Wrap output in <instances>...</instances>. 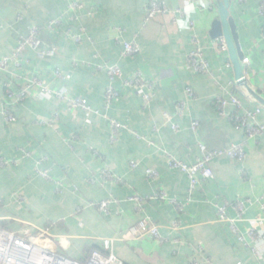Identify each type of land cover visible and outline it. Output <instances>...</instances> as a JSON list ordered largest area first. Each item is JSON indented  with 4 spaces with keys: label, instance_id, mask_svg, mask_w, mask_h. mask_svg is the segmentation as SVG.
I'll use <instances>...</instances> for the list:
<instances>
[{
    "label": "crops",
    "instance_id": "0c3cea01",
    "mask_svg": "<svg viewBox=\"0 0 264 264\" xmlns=\"http://www.w3.org/2000/svg\"><path fill=\"white\" fill-rule=\"evenodd\" d=\"M71 1L84 9L71 12L66 0H0V60L10 56L19 38L34 26L42 42L57 52L42 59L28 48L21 66L11 64L8 71H0V159L9 163L0 166V228L24 237L26 230H44L53 250L79 263L99 251L122 264H264V244L251 235L252 230L264 235L258 202L264 195V136L244 144L243 162L227 156L213 160V178L200 181L191 196L187 174L171 169L166 155L192 165L202 156L201 145L209 151L225 150L247 139L246 131L236 129L216 108L217 97L228 98L230 84L236 82L228 52L219 53L211 36L220 17L218 0H196L197 13L187 30H179L177 15L170 13L182 10L184 0H157L169 13L148 24L149 0ZM229 1L246 60L245 76L264 98V0ZM54 20L60 25L50 28ZM75 35L82 36L81 42ZM195 40L216 79L188 65ZM125 42L137 44L140 52L124 58ZM105 65H117L124 73L115 84L120 98L108 111L109 81L98 70ZM58 70L62 79L56 76ZM138 74L156 87L149 104L140 91L125 84ZM33 78L69 98L87 100L126 129L112 141L109 121L93 115L92 124L86 125L87 114L70 110L65 100L43 98L38 87L22 102L8 98V86L19 93ZM187 88L198 100L189 102L179 116L177 104L185 100ZM236 89L245 108H262L257 121L264 125V105L245 88ZM4 110H10L13 123L6 121ZM237 112L229 108L231 115ZM165 113L171 115L170 122ZM149 170L157 172L156 179L148 176ZM160 192L167 200L148 199ZM135 196L146 198L141 210L130 200ZM173 200L185 204L182 212ZM244 200L251 203L243 212L232 206ZM107 201V212L100 211L99 204ZM220 207L235 221L234 229L219 221ZM142 220L160 228V240L131 234V227ZM106 240L112 241L109 250L104 249Z\"/></svg>",
    "mask_w": 264,
    "mask_h": 264
},
{
    "label": "built area",
    "instance_id": "2783aa9c",
    "mask_svg": "<svg viewBox=\"0 0 264 264\" xmlns=\"http://www.w3.org/2000/svg\"><path fill=\"white\" fill-rule=\"evenodd\" d=\"M66 1L68 2L69 10L71 12L74 13L80 12L84 9V6L80 3L72 2L71 0H66ZM146 9H147V16L145 19L146 24L154 20L158 15L169 13V10L157 0H149ZM170 13H172L173 15L182 14V10L177 9ZM261 13L262 15H264V3L262 4ZM57 25H60V21L54 20L50 22V28H53ZM81 37H82L81 35L73 36L76 42H81ZM216 40H217L216 50L219 53H226L227 46L225 41L223 39H216ZM195 43L197 47L188 55L187 58L188 65L196 73L208 76L212 79H216L214 72L211 70L209 63L205 59V55L202 48L199 46V42L195 40ZM123 47L124 49L122 52V56L124 58L135 56L140 52L139 46L135 43L125 42ZM28 48L35 50L37 55L42 59L52 58L56 56L57 53L54 48H48L42 42L40 37V29L39 27L34 26L29 30L27 35L19 38L15 51L10 56H6L5 58L0 60V71L3 72L8 71V68L11 64H15L16 66H21L22 56ZM245 61L246 60H244V62ZM74 65L76 66L77 63H74ZM98 70L104 71L107 74V78L109 81V84L105 90V109L106 111H108L120 98V93L115 88V84L117 81L123 79L124 73L122 68L117 65L99 66ZM56 76L61 79L63 78L62 73L59 70L56 72ZM125 84L130 87H133L137 91H140L143 94V98L145 102H147V104L151 103L155 97L156 87L154 83L146 81L139 74L131 81L125 80ZM230 85L232 90L230 92H227L228 98L217 97L215 102L216 108L221 116L229 118L234 122L236 129L238 130L244 129L246 131L247 134L246 141L242 144L233 145L228 149L217 150V151H209L206 148V146L201 145L200 148H201L202 156L197 160L196 163L192 165H188L179 160H176L169 153L165 152L166 155L168 156L169 167L171 169H179L185 174H187L190 181V188L188 190L190 196L196 190L200 181H205L213 178L214 173L211 168V163L213 162V160L219 157L227 156L232 159L243 162L247 156L244 149V144L250 142H256L261 136H264V125L260 124L257 121L258 116L262 113V108L257 107L254 111L245 108L240 96H238L236 93L237 91L236 88H240V86L237 84V82H231ZM34 87H38L41 89V96L43 98L51 99L55 97L61 100H65L68 103L70 110L73 111L80 110L85 114H87L88 118L85 119L86 125L92 124L91 116L93 115L100 116L103 119L109 121L112 127V133H111L112 141H116L120 132L126 129L125 125L121 124L116 120L109 118L106 113L102 114L100 111L95 110L92 106H90L87 100L83 98H69L66 95V92H64L63 90H52L49 87L45 86V83L40 78H33L31 80H28L26 87L19 93L15 92L14 90H10L8 86V98L11 101L22 102L28 97L30 90ZM185 96H186L185 100L180 101L177 104L176 110H177V115L179 116L185 114L189 102L198 100L197 95L191 88H187L185 90ZM248 96L252 97L249 93ZM230 107L236 108V110L238 112H242V114H239L237 112L236 114L231 115L229 113ZM3 115L6 117V121L8 123H13L15 121V118L13 117L12 113L9 110H4ZM164 117L168 122L172 120L171 115H169L168 113H165ZM198 128H199V123L197 121L193 122L192 130L196 132ZM174 130L179 131V127L174 126ZM72 140H75V137H73L70 141H68L70 145ZM8 164H9L8 162L0 159L1 167L8 166ZM135 166H136L135 164L132 165V167ZM39 174L44 178H49V175L47 174L46 171L43 172L39 170ZM147 174L151 178L154 179L157 178L156 171L149 170ZM106 176L108 179L109 178L113 179V175L110 172H107ZM148 199L162 200V201L167 200L166 194L164 192H160L158 194L150 196ZM130 200L136 202L138 205V209L141 210L146 198L135 196ZM188 201H191L190 198H188ZM258 202L261 204L264 214V195L261 197V199ZM173 203L177 206L179 211L181 212L183 211L185 206L184 203L178 200H173ZM250 203H251L250 200L236 201L232 204V206L236 210L243 212L245 210V206ZM109 205H110V201L103 202L99 204L98 208L100 211L107 212ZM218 215L220 222L228 223L230 224L231 228L234 229L235 221L232 220L227 215L226 207H220L218 209ZM130 231L131 234L135 236L140 234L141 237L149 236L152 239H156V240L161 239L160 228L155 224L151 223L149 220L140 221L136 225L132 226ZM253 231L254 230H252L251 235L256 240V242L258 243L262 242L264 244V235ZM46 234L47 233L42 230H37L36 232L28 231L26 234L27 237H21L13 232L0 229V264H19L21 258H23L25 261L26 256L28 255V250H26L27 247L34 246V243H37L39 241H41L42 244L46 243L47 245H49V247L44 245L46 248H41V254H39L40 257L43 258L49 257V259H55L54 260L55 262H53V264H70V263H65L67 261V258H65L60 254H57L50 247L52 242L49 239L48 235ZM238 237L242 242L247 244L246 240L243 237H241L239 234ZM111 243H112L111 240L110 241L106 240L104 249L109 250ZM72 262H73L72 264H93L98 262L117 264L115 262V257L113 255L107 256L101 254L99 251H93L89 259L85 263H79L74 261ZM22 263L30 264L27 261ZM193 264H197V263L194 262Z\"/></svg>",
    "mask_w": 264,
    "mask_h": 264
},
{
    "label": "water",
    "instance_id": "95a60500",
    "mask_svg": "<svg viewBox=\"0 0 264 264\" xmlns=\"http://www.w3.org/2000/svg\"><path fill=\"white\" fill-rule=\"evenodd\" d=\"M218 12L219 20H217L212 28L211 36L214 40L223 39L227 46V52L230 58V62L233 66L235 73V79L240 87L246 89V91L255 98L259 103L264 105V98L257 94L248 84L247 78L244 73L243 63L245 56L241 51L239 35L237 32V26L234 19L230 16V1L218 0ZM63 261V260H62ZM117 264H122L119 260L115 259ZM65 263L72 264L69 259Z\"/></svg>",
    "mask_w": 264,
    "mask_h": 264
},
{
    "label": "clouds",
    "instance_id": "9594fccd",
    "mask_svg": "<svg viewBox=\"0 0 264 264\" xmlns=\"http://www.w3.org/2000/svg\"><path fill=\"white\" fill-rule=\"evenodd\" d=\"M197 13L196 0H184L182 14H177L175 24L179 30H187L193 14Z\"/></svg>",
    "mask_w": 264,
    "mask_h": 264
},
{
    "label": "bare ground",
    "instance_id": "6f19581e",
    "mask_svg": "<svg viewBox=\"0 0 264 264\" xmlns=\"http://www.w3.org/2000/svg\"><path fill=\"white\" fill-rule=\"evenodd\" d=\"M26 250H28V255L26 256L25 261H22L20 259V263L19 264H23L22 262H26V261L29 262L30 264H34L35 262H38L39 264H53V262H55L54 261L55 259H49V258L45 259L43 257H38L37 254H35L34 246H29V247H27ZM31 251H32V254H30ZM33 261H35V262H33ZM93 264H109V263H107V262H98V263H93Z\"/></svg>",
    "mask_w": 264,
    "mask_h": 264
},
{
    "label": "rangeland",
    "instance_id": "374dc122",
    "mask_svg": "<svg viewBox=\"0 0 264 264\" xmlns=\"http://www.w3.org/2000/svg\"><path fill=\"white\" fill-rule=\"evenodd\" d=\"M1 227V226H0ZM1 230H3L2 228H0ZM28 231H30V230H26V234H27V232ZM42 231H44V230H42ZM44 232H46V231H44ZM47 234L46 235H49L48 234V232H46ZM17 234V233H16ZM17 235H19V236H21V237H24L23 235H20V234H17ZM36 244V245H35ZM44 245H46L47 247H49V245H47L46 243H43L42 244V242L41 241H39V242H37V243H34V248H35V254H37V256L38 257H40L39 256V254H41V248H46ZM55 251V250H54ZM57 254H59L57 251H55ZM30 254H32V251H31V253ZM43 256V255H42ZM44 258H49V257H44ZM21 260L22 261H24V259L23 258H21ZM33 262H35V261H33ZM35 264H39L38 262H35Z\"/></svg>",
    "mask_w": 264,
    "mask_h": 264
},
{
    "label": "trees",
    "instance_id": "16d2710c",
    "mask_svg": "<svg viewBox=\"0 0 264 264\" xmlns=\"http://www.w3.org/2000/svg\"><path fill=\"white\" fill-rule=\"evenodd\" d=\"M53 58V57H52ZM10 111V110H9ZM91 254H92V252H91ZM88 260V259H87Z\"/></svg>",
    "mask_w": 264,
    "mask_h": 264
}]
</instances>
